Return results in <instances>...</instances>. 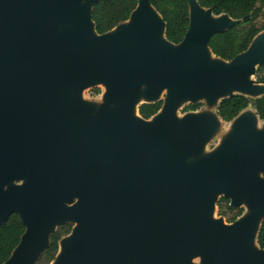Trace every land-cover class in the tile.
Instances as JSON below:
<instances>
[{
	"label": "water",
	"instance_id": "1",
	"mask_svg": "<svg viewBox=\"0 0 264 264\" xmlns=\"http://www.w3.org/2000/svg\"><path fill=\"white\" fill-rule=\"evenodd\" d=\"M77 1L0 0V225L12 212L26 225L3 264H31L64 216L78 225L60 264H190L197 253L205 264H264L256 241L264 217L255 232L249 221L225 228L205 217L213 191L231 197L233 207L245 197L264 210V132L254 133L252 121L242 118L221 155L188 167L184 159L199 149L211 120L176 126L162 104L150 122L138 107L161 99L141 102L134 117L126 103L141 81L148 82V98L163 88L175 99L206 95L210 102L232 87L263 95L252 77L264 64V40L255 41L264 30L225 61L208 40L242 20L188 0L189 28L173 44L149 0H138L116 26L125 24L116 43L108 35L116 27L95 31L91 11L98 0H91L62 38L56 27ZM207 49L222 65L204 63ZM97 81L107 82L105 99L116 107L103 103L96 115L73 108L78 89ZM25 176L26 185L5 194L13 178ZM73 196L82 200L61 207ZM254 245L260 253L250 252Z\"/></svg>",
	"mask_w": 264,
	"mask_h": 264
},
{
	"label": "trees",
	"instance_id": "2",
	"mask_svg": "<svg viewBox=\"0 0 264 264\" xmlns=\"http://www.w3.org/2000/svg\"><path fill=\"white\" fill-rule=\"evenodd\" d=\"M161 16L165 38L173 44L183 41L189 28L190 16L188 0H149ZM200 6L211 9L214 15L227 14L240 23L210 36L208 46L215 57L225 61L232 60L247 50L254 37L264 30L261 17L264 13V0H197ZM138 0H98L92 6L91 20L95 31L101 35L126 21L136 8ZM245 19V20H243ZM256 81L264 84V64H259L254 73ZM163 104L162 100L142 103L138 107L139 115L149 119ZM253 107L260 120H264V94L251 98L243 94H233L220 100L216 114L224 122H229L247 107ZM202 103H188L181 112L197 111ZM218 214L227 223L234 222L243 213V208L230 205V199L222 196L217 201ZM70 224L59 227L49 235V251L56 252L61 238L70 232ZM26 225L17 212H12L0 225V264L5 263L13 250L21 242ZM259 248L264 249V219L256 237Z\"/></svg>",
	"mask_w": 264,
	"mask_h": 264
},
{
	"label": "rangeland",
	"instance_id": "3",
	"mask_svg": "<svg viewBox=\"0 0 264 264\" xmlns=\"http://www.w3.org/2000/svg\"><path fill=\"white\" fill-rule=\"evenodd\" d=\"M91 0H79L74 3L66 16L58 23L56 29L57 33L62 38H67L70 35L71 27L73 22L75 21L76 15L80 9H90ZM261 22L264 23V13L261 17ZM125 28V24H121L115 29H113L108 35L113 42H118L121 38L122 31ZM264 40V31L261 32L255 39V41ZM171 52L177 54L179 51L178 47H171ZM211 64L222 65L220 60L212 58ZM254 84L260 88V92L264 91V85L255 80L254 76L252 77ZM148 90V82L141 81L136 86V91L133 96H131L126 103L130 105H136V107L143 101L147 100H156L161 99L163 101V105H169L172 116L174 120V124L176 126L181 125L183 122L190 119H198L201 117H208L212 124L211 127L205 133L201 146L199 149L189 154L184 159V164L188 167H195L201 165L205 161L212 160L219 155H221L227 146L232 141L237 126L241 119H249L252 121V129L254 133H263L264 132V120H260L253 107L249 106L244 111H242L239 116L233 119L230 122H224L216 115V106L219 101L227 96L229 93H243L250 97H256L255 93L250 94L238 87H232L229 93H219L214 101L210 102L209 98L206 95H198L196 97H191L189 99H175L172 97L171 91L169 88H163L159 91L156 97L148 98L146 96ZM108 91V84L106 81H97L87 87H81L77 91V96L75 99V103L73 104V108H82L86 109L89 115H96L100 106L103 103H107L109 107L114 109L116 104L111 100H106L105 95ZM181 101V102H180ZM137 102V103H136ZM188 102H200L202 103V107L195 112H181L183 106H185ZM199 115V116H198ZM148 121H153V118L148 119ZM259 176L264 178V172H260ZM29 181L27 176L21 178H13L7 185L5 194L13 189L20 188L26 185ZM224 196L219 191H213L209 193V197L211 199V207L207 211L205 217L208 223H220L222 227L228 228L231 224H228L224 218H222L218 214L217 201ZM82 198L80 196H73L67 200L59 201V204L64 209H68L78 202H80ZM232 202V198L230 197ZM235 205V204H234ZM237 207L243 208V213L238 219H236L235 224L242 223L245 221L251 222V224L255 228L259 225L260 221L264 217V210H261L254 205L250 204L249 201L245 197H241L239 203L236 205ZM66 224H70V232L64 235L61 238V241L58 245V249L56 252L49 251L47 248L48 241L45 242L43 247L37 252L35 257L33 258L31 264H60L64 257L68 254V246L72 239V231L75 230L78 223L76 221H72L68 217L64 216L59 219H56L51 227V233L57 230L59 227L64 226ZM254 234V233H253ZM251 253H260V250L254 245L250 247ZM190 264H205L203 256L199 253L194 254L190 259Z\"/></svg>",
	"mask_w": 264,
	"mask_h": 264
},
{
	"label": "bare ground",
	"instance_id": "4",
	"mask_svg": "<svg viewBox=\"0 0 264 264\" xmlns=\"http://www.w3.org/2000/svg\"><path fill=\"white\" fill-rule=\"evenodd\" d=\"M204 12H205V13H209V10L204 9ZM153 13H154V11H153ZM154 15L157 17L156 13H154ZM212 18H214V16H213V15H209V20L212 19ZM131 19H132V18H131ZM130 21H131V20H129V21H127V22L130 23ZM91 31H92L93 34H95L94 31L92 30V28H91ZM159 35H160L159 38L162 39V38H163V35H162L161 33H160ZM160 43H163V41L160 42ZM211 59H212V56H211L210 52L208 51V49L205 50V52H204V63H205L206 65H210V64H211ZM180 102H181V101H180ZM136 103H137V102H136ZM135 107H136V105H133V104H132L131 107H130V116H131V117H134V115H135V113H136ZM198 116H199V115H198Z\"/></svg>",
	"mask_w": 264,
	"mask_h": 264
}]
</instances>
